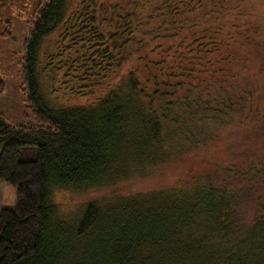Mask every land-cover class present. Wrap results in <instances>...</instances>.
I'll use <instances>...</instances> for the list:
<instances>
[{"label":"trees","instance_id":"16d2710c","mask_svg":"<svg viewBox=\"0 0 264 264\" xmlns=\"http://www.w3.org/2000/svg\"><path fill=\"white\" fill-rule=\"evenodd\" d=\"M71 3L43 0L26 16L18 64L33 123L15 124L0 113V264H264L263 163L234 174L228 169L234 184L194 179L182 187L114 196L83 204L68 216L61 213L55 201L59 191L108 187L194 150L198 130H188L187 122L206 121L210 105L201 95L169 98L190 76L153 71L149 64L154 63H145L144 71L126 72L93 105L56 106L42 90L41 73L49 66L73 68L72 62L79 73L86 65L76 62L79 56L73 61L62 53L55 67L51 54L43 63L47 37L63 31L69 48H93L90 61L102 66L97 67L101 74L86 68L81 75L98 77L96 85L122 69L128 45L135 42L131 13L113 20L114 9L103 15L106 8L99 10L104 4L97 0H84L72 12ZM182 3L161 5L170 12L173 30L186 25ZM161 75L182 80L168 92ZM228 96L212 100L222 107L211 121L230 123L234 111ZM242 103L239 98L235 105ZM246 207L254 209L248 223Z\"/></svg>","mask_w":264,"mask_h":264},{"label":"rangeland","instance_id":"374dc122","mask_svg":"<svg viewBox=\"0 0 264 264\" xmlns=\"http://www.w3.org/2000/svg\"><path fill=\"white\" fill-rule=\"evenodd\" d=\"M42 1L0 0V31L5 32L0 36V113L15 124L33 123L31 112L25 106L18 61L28 31L26 16L33 14ZM83 1L72 0L70 11L77 10ZM164 1L97 0L98 4H104L99 10L106 8L103 15L114 9L113 20L131 13L136 28L135 42L128 45L129 56L123 60L122 69L102 77L97 85L98 77L81 75L86 68H92L88 73L101 74L97 67L102 66H95L90 61L93 48H69L67 38L62 40L63 31L54 32L43 42L40 56L43 63L47 64V55L51 54L55 67V62L62 59V53L73 61L79 56L76 62L86 65L79 73L74 70V62L70 64L73 68L55 70L49 66L41 73L42 90L56 106L93 105L101 94L116 87L126 72L135 67L144 71L145 63H154L149 64L153 71L161 69L162 73L182 72L190 76L182 80L161 75L168 92L177 82L184 81L177 93H170L169 98L176 96L182 100L186 95H201L210 103L206 121L201 124L187 122L188 130H198L194 150L176 154L167 163L157 165L143 175L108 187L59 191L55 201L63 215L77 212L88 202L182 187L194 179L209 177L218 185L224 180L234 184L232 174L236 169L244 171L252 163L260 169L264 164V0H182L180 7L183 6L185 13L180 18L187 17V22L183 28L179 25L175 30L170 25V12L167 14L166 9H162ZM165 28L169 30L161 31ZM226 94L235 112L230 115L232 118L229 117L230 123L211 121L210 115H218L216 109L222 107L219 101L216 104L212 100ZM239 98L243 103L237 106L235 103ZM183 149L184 145L181 146ZM228 169H233V173ZM261 176L264 179V171ZM262 196L264 205V188ZM1 200L0 193V205ZM253 211L250 207L242 210L247 223Z\"/></svg>","mask_w":264,"mask_h":264}]
</instances>
